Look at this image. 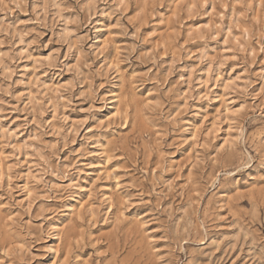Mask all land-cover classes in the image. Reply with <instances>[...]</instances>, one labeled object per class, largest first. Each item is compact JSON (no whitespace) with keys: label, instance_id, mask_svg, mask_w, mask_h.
Returning <instances> with one entry per match:
<instances>
[{"label":"rangeland","instance_id":"1","mask_svg":"<svg viewBox=\"0 0 264 264\" xmlns=\"http://www.w3.org/2000/svg\"><path fill=\"white\" fill-rule=\"evenodd\" d=\"M0 264H264V0H0Z\"/></svg>","mask_w":264,"mask_h":264}]
</instances>
